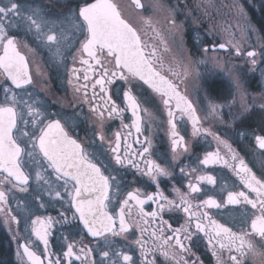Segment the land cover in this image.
Instances as JSON below:
<instances>
[{"label": "flooded vegetation", "instance_id": "flooded-vegetation-1", "mask_svg": "<svg viewBox=\"0 0 264 264\" xmlns=\"http://www.w3.org/2000/svg\"><path fill=\"white\" fill-rule=\"evenodd\" d=\"M95 1L0 0L11 262L29 264L27 248L37 264H264V33L245 50L217 16L192 20L185 0L165 11L169 27L146 0L91 12ZM246 11L263 30L264 0ZM72 149L107 189L92 232L51 158Z\"/></svg>", "mask_w": 264, "mask_h": 264}, {"label": "water", "instance_id": "water-1", "mask_svg": "<svg viewBox=\"0 0 264 264\" xmlns=\"http://www.w3.org/2000/svg\"><path fill=\"white\" fill-rule=\"evenodd\" d=\"M109 4L107 0H96L90 5L88 10L91 12L103 10L104 6ZM112 15L113 19L121 24L116 14L111 11V19ZM68 152L70 155H67ZM51 158L54 160L57 172L76 184L73 206L79 215L83 227L88 232H92L97 224L102 222L103 200L107 193L104 183L103 186L101 185L99 171H92L90 164L82 156H76L74 149L64 153L61 152L60 155L52 156ZM5 173L15 181H19L20 172L8 170ZM19 183L23 184L24 182L21 181ZM22 253L29 264H37V259L31 250L23 248Z\"/></svg>", "mask_w": 264, "mask_h": 264}, {"label": "rangeland", "instance_id": "rangeland-1", "mask_svg": "<svg viewBox=\"0 0 264 264\" xmlns=\"http://www.w3.org/2000/svg\"><path fill=\"white\" fill-rule=\"evenodd\" d=\"M151 8H157V22L161 26L169 27L170 22L165 11L169 10L171 5L180 3L179 0H146ZM251 0H185V14L189 15L192 20H214L217 16L222 22L223 26H231L235 28L237 38V46L241 48H249L253 46L258 49L262 45V32L263 30L258 26L253 29L248 28V14L246 8H250ZM253 33L255 41L251 44H246V39ZM262 34V35H261ZM183 39L168 36V47L175 57L185 62V43Z\"/></svg>", "mask_w": 264, "mask_h": 264}, {"label": "trees", "instance_id": "trees-1", "mask_svg": "<svg viewBox=\"0 0 264 264\" xmlns=\"http://www.w3.org/2000/svg\"><path fill=\"white\" fill-rule=\"evenodd\" d=\"M2 241H0V264H15L11 262L9 252L4 250Z\"/></svg>", "mask_w": 264, "mask_h": 264}]
</instances>
